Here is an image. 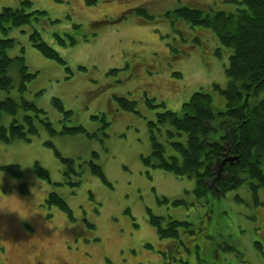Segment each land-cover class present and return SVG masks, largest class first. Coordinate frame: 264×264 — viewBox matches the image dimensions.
Masks as SVG:
<instances>
[{"label": "rangeland", "instance_id": "obj_1", "mask_svg": "<svg viewBox=\"0 0 264 264\" xmlns=\"http://www.w3.org/2000/svg\"><path fill=\"white\" fill-rule=\"evenodd\" d=\"M31 2V10H45L47 15L7 34L0 31V36L16 40L9 56L23 55L30 72L37 73L23 96L43 108L57 130L81 124L95 137L52 135L36 119L39 132L31 141L0 140V166L18 163L23 170L21 177L0 170V264H264V187L258 189V203L247 183L222 197L197 198L194 179L143 162L152 151L149 121L156 120L157 112L180 111L201 88L212 94L214 108L221 109L224 97L213 85L223 88L228 82L225 67L231 48L220 44L211 29L180 19L172 22L165 12L182 5L205 13L234 12L242 4L238 0ZM140 5L155 15L154 20L145 22L128 12ZM7 6L19 7L20 0H0V11ZM122 15L127 17L120 19ZM105 19L120 21L91 24ZM34 28L70 70L32 45ZM54 33L73 35L77 43L62 46ZM8 73L14 86L0 91V99L19 98V64H12ZM118 96L134 100L135 111L123 109ZM52 97L60 98L72 112L65 116ZM146 97L154 99V107ZM23 115L20 111L17 118L22 121ZM12 120L4 114L1 124L9 126ZM155 132L169 155L166 134ZM56 150L74 159L80 173L66 174L67 163ZM36 161L49 171L50 180L36 174ZM90 161L101 166L107 181L92 172ZM52 191L62 195L69 212L46 204ZM163 197L183 198L187 204L159 203ZM148 208L164 216V223L170 218L194 223V234L181 229L178 239L161 238L148 221Z\"/></svg>", "mask_w": 264, "mask_h": 264}, {"label": "trees", "instance_id": "obj_2", "mask_svg": "<svg viewBox=\"0 0 264 264\" xmlns=\"http://www.w3.org/2000/svg\"><path fill=\"white\" fill-rule=\"evenodd\" d=\"M86 2L94 4L97 0H86ZM238 2L242 6L234 12L205 13L203 9L189 5H182L165 12V16L172 22L180 19L193 26L211 29L220 44L231 48L229 61L225 67L228 82L223 88L217 83L213 85L224 97V105L222 104L224 107L221 109L214 108L212 94L201 88L183 102L180 111L166 109L157 112L156 120L149 121L152 151L151 154L143 156V162L152 168L194 179L195 186L192 191L197 198L207 197L210 194L222 197L247 183L255 202L258 203V189L264 187V0H238ZM31 5V0H20L19 7H4L0 11V31L7 34L13 27L38 21L47 15L45 10H31ZM128 12L135 13L145 22L155 18V15L142 5ZM126 17L122 15L120 19ZM119 21L105 19L99 22L93 21L91 24L100 26L103 22ZM75 26L80 25L75 24ZM54 35L62 46H73L77 43V38L73 35L69 34V38L59 33ZM84 38L88 40L89 37L84 36ZM195 40L200 41L197 36ZM30 41L44 56L57 60L70 70L66 66V60L43 39L39 29L34 28L31 31ZM15 43V38L0 36V91H9L14 86L13 78L8 73L12 64H19L22 77L18 87L20 97L6 96L0 99V140L6 143L16 139L31 141V137L39 132L36 119H40L52 135L84 133L89 137H95L94 133L89 132L81 124L64 125L61 130H57L46 116V111L23 96L28 89V83L37 73L30 72L23 55L9 56L8 51L15 46ZM217 51V54H220L219 50ZM116 71L117 69L110 70V72ZM174 74L181 75L179 72ZM116 98L123 109L135 111L134 100L125 96ZM153 100L146 97V103L151 107L155 105ZM51 101L65 116L72 112L65 109L60 98L52 97ZM162 104L164 105V102ZM20 111L24 112L22 121L17 118ZM4 114L13 117L9 126L1 124ZM104 124L109 123L105 120ZM164 126L166 128L163 129ZM155 129L159 134H166V142L171 152L169 155L166 154V144L160 141ZM49 144L52 145L50 142ZM56 154L67 163L66 174L80 173L75 169L74 159L62 156L59 150H56ZM233 157H236L233 163L227 161L223 164L224 160ZM90 164L92 172L107 181L101 166L93 161H90ZM34 169L40 178L50 180L49 171L38 161L35 162ZM0 170L16 177L23 175L18 163L1 165ZM78 183L71 181V184ZM45 202L48 206L56 205L63 211H70L62 195L55 191L48 195ZM158 202L172 203L175 206L187 204L183 198L171 200L163 197L158 198ZM147 212L149 223L156 228L161 238L178 239L181 229L189 230L191 235L195 232V224L188 220L170 218L164 223L166 220L164 216L154 214L150 208ZM179 241L184 245L182 239Z\"/></svg>", "mask_w": 264, "mask_h": 264}, {"label": "water", "instance_id": "obj_3", "mask_svg": "<svg viewBox=\"0 0 264 264\" xmlns=\"http://www.w3.org/2000/svg\"><path fill=\"white\" fill-rule=\"evenodd\" d=\"M236 157L230 158V159H226L224 160L223 164H225L227 161H231L233 163V159H235ZM238 159V158H237Z\"/></svg>", "mask_w": 264, "mask_h": 264}]
</instances>
